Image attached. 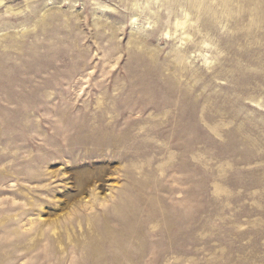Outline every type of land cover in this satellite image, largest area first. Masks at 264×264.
Segmentation results:
<instances>
[{"label":"rangeland","instance_id":"374dc122","mask_svg":"<svg viewBox=\"0 0 264 264\" xmlns=\"http://www.w3.org/2000/svg\"><path fill=\"white\" fill-rule=\"evenodd\" d=\"M0 264H264V0H0Z\"/></svg>","mask_w":264,"mask_h":264}]
</instances>
